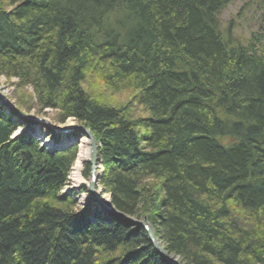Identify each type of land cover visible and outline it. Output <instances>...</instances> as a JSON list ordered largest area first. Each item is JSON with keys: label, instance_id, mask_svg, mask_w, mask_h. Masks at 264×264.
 Masks as SVG:
<instances>
[{"label": "trees", "instance_id": "16d2710c", "mask_svg": "<svg viewBox=\"0 0 264 264\" xmlns=\"http://www.w3.org/2000/svg\"><path fill=\"white\" fill-rule=\"evenodd\" d=\"M4 1L0 75L91 129L113 206L185 264H264V46L222 24L231 0ZM3 104L0 264H170L143 228L78 209L77 144L14 136L29 120Z\"/></svg>", "mask_w": 264, "mask_h": 264}, {"label": "rangeland", "instance_id": "374dc122", "mask_svg": "<svg viewBox=\"0 0 264 264\" xmlns=\"http://www.w3.org/2000/svg\"><path fill=\"white\" fill-rule=\"evenodd\" d=\"M250 1V3H248ZM6 2L4 0H0V6H6ZM247 4V7L242 10V13L240 14V10L244 5ZM263 6H259V0H231V2L228 4L227 7L223 9L220 15L221 22L224 26H227V24L230 21H233L235 23V33L237 37L245 42L247 41L252 34L258 35V37H262L260 39V43L264 46V0H262ZM107 95L109 97V100L112 102L119 103L122 101L124 98H127L129 96V91L128 90H122V91H108ZM107 97V98H108ZM0 103L3 104L5 102L4 108L8 111L11 112L12 110V116L14 119H26L24 118L21 114H19L17 111L19 110L20 113L28 116H43L44 118L48 119L51 123L54 124H60L63 125L65 123H60L55 120V114L56 110L51 109V108H43L42 111H37V108L35 106V95L31 87H27L23 89L22 87H19L17 84V78L15 77H7L4 75H0ZM7 104V106H5ZM11 105L14 106V108L11 107ZM30 106L32 108L27 109V107ZM11 107V108H10ZM31 120V119H30ZM29 120V125H32L31 128L26 125H23L20 127L19 130H16L14 133L15 135H19L24 131H29L34 134V132L37 135L41 131L38 136L42 140V143L45 144L47 143V146H50L52 143H48V140H51L46 136L45 133H47V129L44 125V123L41 122H35V121H30ZM71 122H75V119H68ZM22 121V120H21ZM76 160V159H75ZM74 165V162L72 164V167ZM71 167L70 174H69V182L66 186L68 188H64L63 191L67 190L69 193H73L75 195V198L77 199V208H83L86 205H91V211L93 213H96V206H94L96 203L87 197L89 192L87 190L82 189L81 186L85 182L88 181L89 176L84 175V171L86 170V164L82 163L81 168L78 170L79 176L82 178L81 182L78 183L77 188H73V181H72V175L71 173L74 171L73 168ZM90 169L88 170L89 173ZM99 188L102 189L103 187L100 184H98ZM131 217V216H130ZM135 218V217H133ZM137 219V218H135ZM141 220V219H137ZM179 258L178 256H176ZM180 260V258H179Z\"/></svg>", "mask_w": 264, "mask_h": 264}, {"label": "water", "instance_id": "95a60500", "mask_svg": "<svg viewBox=\"0 0 264 264\" xmlns=\"http://www.w3.org/2000/svg\"><path fill=\"white\" fill-rule=\"evenodd\" d=\"M11 107L14 108L13 105H11ZM17 112L21 114L24 118H27L29 120L31 119L30 121L44 123L46 129L48 131L52 130L57 137L62 136L64 138L68 135H71V138L74 142L85 138L87 157L83 159V163L90 164L89 178L86 183V189L89 192L88 197L92 198L95 202L99 204L101 209H105V211H107L110 215L114 216L116 219H120L129 225H136L138 227L143 228L146 231L148 239L153 245V247L170 264H185L183 261L179 260V258H177L175 254L167 252L165 250L160 240L156 236V232L154 230L153 225L149 221H147L146 219L137 220L133 217H130L120 212L112 205L110 197H108L109 199L107 200L103 199L104 189H100L98 186V181L102 173V168H101L102 159L101 156L98 154L99 144L89 127L79 123L78 121L71 122L72 125L69 126L68 125L69 120H67L66 123L63 125L54 124L51 123L48 119L44 118L43 116L33 117V116L24 115L20 113L19 110ZM74 133H76L77 135L74 136ZM79 155H80V151L78 153V156ZM73 188H77V186H74Z\"/></svg>", "mask_w": 264, "mask_h": 264}, {"label": "bare ground", "instance_id": "6f19581e", "mask_svg": "<svg viewBox=\"0 0 264 264\" xmlns=\"http://www.w3.org/2000/svg\"><path fill=\"white\" fill-rule=\"evenodd\" d=\"M1 100V99H0ZM68 125L71 126L72 123L71 121L68 122ZM35 133V132H34ZM85 141L86 139L83 138L80 142V155L78 156V158L74 161V165H73V172L71 173L72 175V181H73V187L77 186L78 183L81 182L82 178L79 176L78 174V170L81 168L82 163H83V159L87 157V149L85 147ZM48 143H52L51 140L47 141ZM54 144L50 145V148H53ZM69 182V181H68ZM87 182H85L84 184H86ZM69 186V185H68ZM103 199H109L108 197H110V194H108L105 190H104V194H103Z\"/></svg>", "mask_w": 264, "mask_h": 264}]
</instances>
